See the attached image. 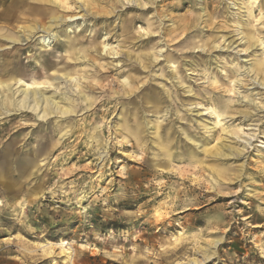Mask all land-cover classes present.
Instances as JSON below:
<instances>
[{
    "label": "rangeland",
    "instance_id": "rangeland-1",
    "mask_svg": "<svg viewBox=\"0 0 264 264\" xmlns=\"http://www.w3.org/2000/svg\"><path fill=\"white\" fill-rule=\"evenodd\" d=\"M55 2L0 0V264H264V0Z\"/></svg>",
    "mask_w": 264,
    "mask_h": 264
},
{
    "label": "bare ground",
    "instance_id": "bare-ground-1",
    "mask_svg": "<svg viewBox=\"0 0 264 264\" xmlns=\"http://www.w3.org/2000/svg\"><path fill=\"white\" fill-rule=\"evenodd\" d=\"M19 1V0H18ZM37 2H43V3H52V4H54V3H56L55 1H57V0H36ZM20 4H21V6H20ZM20 4H18V5H16V6H13V7H11L9 10H8V12H7V15H5V16H3V19H5L6 21H8V22H10V21H12V20H15V22L16 21H18L19 20V16H14V15H12L11 14V12L12 11H15L16 10V8L17 9H19L20 11L22 10L21 8L22 7H24L23 6V4L20 2ZM58 5V4H57ZM34 7V6H33ZM32 6L31 7H29L28 9L32 12V13H37V12H39V13H46V11H53L52 9L51 10H46L44 7H42L41 5H37L35 8H33ZM19 11V12H20ZM61 15V14H60ZM57 20V18L55 17V18H53L52 19V21L54 22V21H56ZM43 31H45V32H47V30H43ZM15 43V42H14ZM106 50H109L108 52H109V54H112V55H117V53H115V52H112V49H109V48H106ZM38 86V85H37ZM36 86V87H37ZM30 88H32L31 86H29V85H27V90H25L24 91V93H23V96H24V99L22 100V102H20V104H19V106L21 107V108H28V109H30V110H36V108H38V106L37 105H33L32 107L29 105H27L26 104V100L27 99H31L30 98V95H32V94H37V92H34V93H32L31 91H29L28 89H30ZM34 88V87H33ZM31 90V89H30ZM68 243H66V242H63V245L62 246H66ZM68 254V253H67Z\"/></svg>",
    "mask_w": 264,
    "mask_h": 264
}]
</instances>
